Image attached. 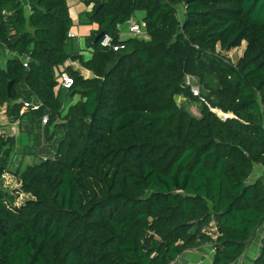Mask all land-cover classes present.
<instances>
[{
  "label": "trees",
  "instance_id": "trees-1",
  "mask_svg": "<svg viewBox=\"0 0 264 264\" xmlns=\"http://www.w3.org/2000/svg\"><path fill=\"white\" fill-rule=\"evenodd\" d=\"M85 1L97 28L76 51L69 0H0V42L29 57L0 60V264H170L203 244L238 261L264 225V0ZM138 11L147 38L122 39ZM20 147L39 161L12 170Z\"/></svg>",
  "mask_w": 264,
  "mask_h": 264
},
{
  "label": "crops",
  "instance_id": "crops-1",
  "mask_svg": "<svg viewBox=\"0 0 264 264\" xmlns=\"http://www.w3.org/2000/svg\"><path fill=\"white\" fill-rule=\"evenodd\" d=\"M23 2L24 4H27L26 0H23ZM69 4L71 5V13L75 21V26L72 28V32L75 36L72 39L77 38L76 40H73L74 42L73 49H75L76 51H80L82 50V48H84L82 46V38H85L86 36L90 35L91 32L97 28V25L81 23V20L84 17V12L88 8L85 0H69ZM132 22H135L134 19L123 23L124 24L123 30L125 32H128V34L130 33V37L132 35L130 31ZM142 29H143V26H142ZM120 30H121V38H123L122 29L120 28ZM136 36L147 38L145 29L142 30L141 33L136 34ZM83 52L86 54V56L90 55V52L88 50L83 51ZM0 53H1L0 60L2 62H5L9 58V55L5 54L2 50L0 51ZM71 64L76 69L80 70L81 74L84 75L86 78L93 76L92 71L83 67L80 62L71 61ZM62 94L64 95V101L66 102V104H70L71 102H74L79 97L77 95L74 96V98L70 97L66 89L62 90ZM11 126H7V128L9 129L11 128ZM12 128H13V131L16 132V127L14 125L12 126ZM263 173H264V165H257L255 168L254 175L251 178V180L252 181L256 180ZM262 234H264V225L258 230V233L256 234V236L249 243V246L247 250L245 251V253L238 259V261L234 262V264H254V261L257 258L260 248H261V235ZM214 255H215L214 247L211 244H203L196 248H190V249L185 250L184 253L182 254V262L184 264H213Z\"/></svg>",
  "mask_w": 264,
  "mask_h": 264
},
{
  "label": "rangeland",
  "instance_id": "rangeland-1",
  "mask_svg": "<svg viewBox=\"0 0 264 264\" xmlns=\"http://www.w3.org/2000/svg\"><path fill=\"white\" fill-rule=\"evenodd\" d=\"M143 15H144V12L138 11L136 16L134 17V21L136 23H139L142 26H144ZM123 25L124 24L120 25V28L122 29V33H123L122 34V36H123L122 39L129 38L130 37V33L128 34V32H125L123 30V27H124ZM133 36H136V34H132L131 35V37H133ZM76 39L77 38L69 40V48H71L72 43H74L73 40H76ZM82 46L85 47V38H82ZM246 46H247V43H246V41H244L241 46L228 51L227 54L231 58L232 61L236 62L238 60V58H240L243 55ZM218 49L220 50V47H218ZM188 82H190V81H188ZM191 83L192 84H198L196 80L191 81ZM200 87L202 89V86H200ZM78 99H79V97H78ZM179 101H181V100H179ZM187 106H188L189 110L194 115H200L201 106H202V104L200 102H191ZM215 109H216L217 112H219L218 113L219 115H221L223 118H225V114H227V113L224 114V112H220L217 108H215ZM1 111L2 112H0V126H4L5 129H8L7 126H11L12 123L10 124L9 118L4 113L5 107ZM21 159H23V160H21ZM38 161L39 160H36V158L33 155H30V154L25 155L24 149H22V147H20V148H17V153H16V156H15V160H13L11 168H12V170H16V171H17V168L22 170L28 164H32V163H35V162H38ZM2 182H3V186L6 189H9L11 192H13L14 194L17 195V200L18 201H23V200H25L27 198L28 195H26L25 193L19 191L20 183H19V181L17 179V176H16L14 171L8 172L4 176V181H2Z\"/></svg>",
  "mask_w": 264,
  "mask_h": 264
},
{
  "label": "built area",
  "instance_id": "built-area-1",
  "mask_svg": "<svg viewBox=\"0 0 264 264\" xmlns=\"http://www.w3.org/2000/svg\"><path fill=\"white\" fill-rule=\"evenodd\" d=\"M27 4H26V8H30V3L29 0H26ZM5 14H8V12L4 11ZM130 31L133 34H139L142 32V26L138 23L133 22L131 27H130ZM70 35H74L73 32H70ZM101 44L105 47H110L113 48L115 50H118L120 47H124L123 45H118V44H114L113 43V37L109 34H106L105 36H103ZM3 51L5 54L13 57H20L23 60L24 65L27 67L28 63H29V57L28 56H20L19 54L13 53L6 45H4L3 43L0 42V51ZM0 57H1V53H0ZM61 78H62V82L61 85L65 88L68 89L70 88L73 83H74V78L67 72V71H63L61 73ZM191 90L193 92L194 95L196 96H200L201 95V90H200V86L198 84H192L191 85ZM203 100L204 98L201 97ZM25 107H28L30 105H32V102L30 101H25L24 103ZM216 111V109H214ZM217 112V111H216ZM218 113V112H217ZM225 114V113H224ZM226 116V114H225ZM43 122L47 123L48 122V115H45L43 117ZM264 237V235H261V239ZM170 264H184L182 262V256H178L177 258H175ZM229 264H234V263H229Z\"/></svg>",
  "mask_w": 264,
  "mask_h": 264
},
{
  "label": "water",
  "instance_id": "water-1",
  "mask_svg": "<svg viewBox=\"0 0 264 264\" xmlns=\"http://www.w3.org/2000/svg\"><path fill=\"white\" fill-rule=\"evenodd\" d=\"M103 36V32H100L99 34L96 35L95 37V42H97L101 37ZM12 84H13V81L9 82L8 84V90H9V93L11 92V87H12ZM220 112H222L220 109H218ZM219 113V112H218ZM231 114H226L225 117H228L230 116Z\"/></svg>",
  "mask_w": 264,
  "mask_h": 264
}]
</instances>
